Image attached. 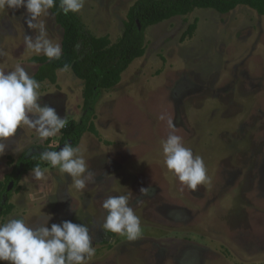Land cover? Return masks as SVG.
I'll use <instances>...</instances> for the list:
<instances>
[{
  "label": "rangeland",
  "instance_id": "rangeland-1",
  "mask_svg": "<svg viewBox=\"0 0 264 264\" xmlns=\"http://www.w3.org/2000/svg\"><path fill=\"white\" fill-rule=\"evenodd\" d=\"M134 1L84 0L77 14L92 34L115 42ZM27 16L23 7L0 11V70L20 64L30 76L36 72L30 58L43 53L26 47L25 35L38 34ZM39 19L61 46L63 29L50 10ZM195 20L193 36L182 40ZM145 46L120 82L101 91L97 134L85 132L76 146L94 179L77 191L49 163L41 168L48 169L46 182L29 170L8 184L1 203L13 208L0 224L23 218L39 226L49 215V227L84 224L95 249L87 264H264V15L245 5L227 13L195 8L148 26ZM40 85L42 106L67 121L81 116L83 81L71 69ZM170 133L204 161L209 180L196 190L165 164L162 144ZM61 135L62 129L42 139L35 129L18 127L0 156V182L20 155L53 150ZM118 195L129 197L140 219L135 240L102 228L103 201Z\"/></svg>",
  "mask_w": 264,
  "mask_h": 264
},
{
  "label": "clouds",
  "instance_id": "clouds-1",
  "mask_svg": "<svg viewBox=\"0 0 264 264\" xmlns=\"http://www.w3.org/2000/svg\"><path fill=\"white\" fill-rule=\"evenodd\" d=\"M54 6L55 0H0V11L26 9L28 27L38 30L35 38L25 35L26 47L36 54L43 53L49 60L59 59L62 50L58 43L48 38L39 18L48 15ZM83 6L84 0H60L59 5L65 15L70 11H81ZM40 87L20 64L11 71L0 70V156L5 153L6 141L16 135L18 127L35 129L40 138L48 139L66 126V118L55 108L41 105ZM170 127L174 128L171 122ZM57 147L59 151L45 150L40 159L72 178L77 191L84 190L94 177L88 171L79 147H73L71 143ZM162 147L167 168L188 188L196 190L198 185L209 180L203 159L194 156L192 150L183 145L180 136L170 133ZM47 171L37 165L32 174L34 179L46 182ZM140 192L146 195L149 189L141 187ZM102 207L107 210L102 225L104 230L119 233L129 240H135L141 234L140 219L129 206L127 195L109 196ZM51 218L49 215L39 226H32L23 218H11L0 224V261L9 264H87L95 254L89 228L71 220L52 223L49 227Z\"/></svg>",
  "mask_w": 264,
  "mask_h": 264
},
{
  "label": "trees",
  "instance_id": "trees-1",
  "mask_svg": "<svg viewBox=\"0 0 264 264\" xmlns=\"http://www.w3.org/2000/svg\"><path fill=\"white\" fill-rule=\"evenodd\" d=\"M60 0L50 9L56 22L63 29L61 39L62 54L59 59L49 60L44 54L30 58L38 64L31 76L39 83L48 80L57 81L59 69H71L73 74L83 81L82 114L78 119H70L62 129L59 147L71 143L76 147L87 131L97 134L94 125L95 106L103 89L116 86L122 72L138 57L145 53V29L174 16H185L195 8H212L220 13H227L238 5H245L264 15V0H135L127 10L123 22V31L115 42L108 35L95 36L84 25L77 12L64 14L59 7ZM197 21L190 23L181 39L192 37ZM53 150L59 151L57 146ZM39 152L22 154L15 161L12 170L0 182V216L7 215L13 204L1 201L9 196L8 184H17L21 175L39 165L48 162L40 159Z\"/></svg>",
  "mask_w": 264,
  "mask_h": 264
},
{
  "label": "flooded vegetation",
  "instance_id": "flooded-vegetation-1",
  "mask_svg": "<svg viewBox=\"0 0 264 264\" xmlns=\"http://www.w3.org/2000/svg\"><path fill=\"white\" fill-rule=\"evenodd\" d=\"M43 152H44V151H43ZM43 152H40V151H39L40 154H42ZM110 233H111V231H110ZM108 237H109V236H108ZM106 240H107V239L105 238L104 241L106 242Z\"/></svg>",
  "mask_w": 264,
  "mask_h": 264
}]
</instances>
